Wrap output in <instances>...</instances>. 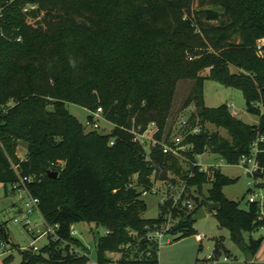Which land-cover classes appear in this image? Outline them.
Instances as JSON below:
<instances>
[{"label":"trees","instance_id":"1","mask_svg":"<svg viewBox=\"0 0 264 264\" xmlns=\"http://www.w3.org/2000/svg\"><path fill=\"white\" fill-rule=\"evenodd\" d=\"M27 4L38 8L25 11ZM37 16L36 24L28 22ZM205 69L209 73L201 75ZM187 78L194 86L185 104L194 103L196 112L184 131L182 144L188 149L182 152L190 162L184 170L181 157L159 145L147 159L149 150L123 126L157 121L162 139L177 86ZM207 79L241 89L259 122L246 123L228 104L208 106ZM69 103L89 111L102 106L113 129H89ZM208 123L230 137L209 131ZM196 126L201 132L191 133ZM262 136L264 0H0V184L8 192L24 179L39 197L44 218L59 224L58 239H49L37 252L22 251L23 264H90L89 248L72 233L80 222L106 228L96 242L100 264L111 263L112 252L123 253L119 264H160L156 256H142L150 241L145 238L135 248L132 234L159 229L167 219V207L160 217L144 216L148 205L142 195L155 184V172L156 180H169L173 173L200 190L211 184L188 218L170 207L182 215L171 230L177 238L194 232L191 221L206 201L218 202L214 213L220 225L231 230L253 261L261 241L243 244V231L264 225L260 203L252 201L245 209L229 199L224 187L237 179L219 167L201 170L198 155L211 150L239 163ZM21 143L27 145L26 158L18 155ZM259 143L264 166V140ZM60 161L63 168L52 167L59 175L50 176L51 164ZM253 175L264 177V172ZM72 247L84 248L85 254L72 253Z\"/></svg>","mask_w":264,"mask_h":264},{"label":"rangeland","instance_id":"2","mask_svg":"<svg viewBox=\"0 0 264 264\" xmlns=\"http://www.w3.org/2000/svg\"><path fill=\"white\" fill-rule=\"evenodd\" d=\"M40 19L41 16L29 17L28 22L36 24ZM232 71L239 72L240 69L232 67ZM208 73L209 69L201 71V75H207ZM193 86L194 80L190 78L179 82L173 100L172 114L168 119L166 131L171 128L173 123H179L182 119H188L196 112L194 103L190 102L189 104H185L192 93ZM204 93L207 105L219 106L221 104L234 103V109L238 112L237 117L252 125L259 122L260 116L248 111L247 101L241 89L226 87L217 80L207 79ZM257 105L259 104L257 103ZM68 109L84 125L87 123L89 115L91 114L87 108L75 103H69ZM103 128L110 131L113 129V125L108 122H103ZM207 128L211 132H219L221 136L230 137L226 129L219 128L212 123H208ZM25 147L27 145L24 143H21L18 147V155L20 158H26L28 155L27 152L25 153ZM185 159L186 157L184 156L181 158V165L184 170H187L190 167V162ZM199 163L203 167L207 165L220 166L221 171L225 175L232 179H237L235 182L224 187V193L229 199L241 202L242 208L247 209L250 205L251 198L255 195L254 198L256 200L264 198V177H255L240 165V163H229L222 156L213 153L211 150L200 153ZM38 177L39 175L37 174L33 175L35 179ZM155 185L160 191H168L170 194L175 195L176 198L180 195L183 196L182 202L188 199L192 201L193 208L183 207L182 203L180 206H175L181 210L182 215L186 218L199 205L204 196L208 194L209 188L211 187V184L208 183L200 190L197 185L187 184L181 175L173 173H170L169 180H157ZM250 188L251 191H249ZM23 196H26V194L22 190L14 189L13 187L10 189L9 194H6L4 185L0 184V264H23L22 251L31 248L33 244L39 248H43L49 242L47 236L36 238L28 227L25 226V217L28 215L32 219V224L30 225L32 228L36 227L37 224H43V217L38 211L28 214ZM162 196L161 192L157 194L149 192L146 195H142L143 200L148 205L144 216L149 218L160 217L165 213L163 209L165 207L168 208V212L165 213L167 219L161 226V230L166 231L164 232V236L157 238V235L153 234L154 239L150 241V250L147 252L142 251V256L148 254L156 256L160 264H206V259L210 255H213L214 258L208 260L207 264H250V256L247 249L234 239L228 227L220 225L213 211H210L203 218L191 221V226L194 228L192 234L177 238L178 233L172 232L171 230L175 227L182 215L180 213L175 215L170 210V207L173 206L172 199L167 200L162 205ZM169 202H172L171 206H167ZM16 218L20 222H16ZM3 228H5L4 232L2 231ZM73 228L78 230L76 236L89 248L91 259H97L96 242L101 236L106 234V228L103 225L98 226L96 223L88 222L76 223ZM155 230L157 229H150L146 234L133 231L132 234L136 239L134 247L140 248L146 236L155 232ZM198 233L206 235L203 241L197 239ZM251 238L257 240L263 238L261 248L254 262L264 264V225L256 227L251 232L243 231V244L249 243ZM78 248L81 250L84 249L82 247ZM108 256L112 259V262L109 264H119L118 261L123 256V253L112 252ZM226 257L228 260H225Z\"/></svg>","mask_w":264,"mask_h":264},{"label":"built area","instance_id":"3","mask_svg":"<svg viewBox=\"0 0 264 264\" xmlns=\"http://www.w3.org/2000/svg\"><path fill=\"white\" fill-rule=\"evenodd\" d=\"M38 8L37 4H27L24 7L25 11H29L32 9H36ZM18 41H22V36H19ZM228 107L230 108V110L232 111V113L235 116H238V112L234 109V103H229ZM91 112V117H89L86 126L89 129H98V130H102L103 128V122H108L109 124L112 125V123L110 121H108V119L106 118L105 114H104V109L102 106L98 107L97 110H93L90 111ZM189 123V118L188 119H182V121H180L179 123H173L171 125V134L170 137H167V134L169 132L165 131L163 138L162 139H158L157 134L160 132V127L158 125V123L156 121L150 122L149 124H147L146 126H144L143 124H139V125H134L132 128H126L123 126L124 129H126L127 131L131 132L134 135V141L140 143L142 146H144L147 149V159H151V154H150V149L153 146H157L159 145L164 153H172L178 157H183V150H186V148H188L187 145H183L182 141L184 139V131H185V127H187ZM202 130L201 126H196L194 128L191 129V133H200ZM264 140V136L260 137L259 141H255L253 143V147H252V152L249 155H243L240 159V165H242L249 173L254 174L257 171H262L264 172V166L261 165L258 156L259 153L262 151V149L260 148V141ZM116 140L112 139L110 144L111 145H115ZM200 154L198 155L199 158ZM185 157V156H184ZM185 160L189 161L188 158H186ZM198 165L200 167L201 170L204 171H209L210 169L213 168H218L219 166H205L203 167L199 162ZM65 166V162L64 161H60L58 163H52L51 164V170L52 167H64ZM156 174V172H155ZM155 174L153 175L152 179L155 181V184L157 182L156 178H155ZM153 185L150 189H145L143 191V195L148 194L149 192L152 194H157L159 192H161V194L163 195L161 198V204L164 205L167 200L172 199L173 201V207L175 206H180L182 203L183 207H187V208H193V203L190 199L185 200L182 202V197L183 196H179L176 198L175 195L170 194L168 191L166 192H162L160 191L156 185ZM14 189H20L22 190L26 196H23L25 202V206L27 207V212L28 214H31L35 211H38L40 213V215L43 217V224H37L36 227H31L30 225L32 224V219L29 217V215L27 217H25V226L28 227V229L35 235L36 238H39L41 236H47L49 239L52 240H56L59 238L58 236V229H59V224H50L42 215L41 210H40V199L37 196H34L32 194V192L30 191L26 181L24 179H21V181L19 183H16L13 185ZM256 196V195H255ZM254 196V197H255ZM254 197L251 198L250 202L252 201H258L261 205V211H260V216L259 218L264 220V198H261V200H256ZM16 222H20V220L18 218L15 219ZM107 232V231H106ZM164 232L166 231H162L161 228L155 230V232L150 233L146 236V239L149 241H152L154 239L153 234L157 235V238H162L164 236ZM72 233L74 235H76L78 233V230L76 228H73ZM205 234H201L198 233L197 234V239L199 241H203L205 238ZM3 245H5L3 243ZM32 248L35 251H39L41 248H39L37 245L33 244ZM72 253H78L81 255H84L85 252H83V250L79 249V248H75L72 247L71 249ZM214 256L210 255L207 259H206V264L208 263V260L213 259ZM225 260H228V258L226 257ZM205 262V261H204ZM90 264H100V262L97 259H91L90 260ZM203 264V263H201Z\"/></svg>","mask_w":264,"mask_h":264},{"label":"water","instance_id":"4","mask_svg":"<svg viewBox=\"0 0 264 264\" xmlns=\"http://www.w3.org/2000/svg\"><path fill=\"white\" fill-rule=\"evenodd\" d=\"M48 173L52 177H57L59 175V172L57 170H49ZM219 208H220V203L208 200L206 201V204L194 214L193 220H198L200 218H203L207 215L208 212L217 211ZM262 240L263 238L260 239V241ZM250 264H257V263L254 261H251Z\"/></svg>","mask_w":264,"mask_h":264},{"label":"crops","instance_id":"5","mask_svg":"<svg viewBox=\"0 0 264 264\" xmlns=\"http://www.w3.org/2000/svg\"><path fill=\"white\" fill-rule=\"evenodd\" d=\"M208 106H209V105H208ZM26 152L28 153V149H27V147H25V153H26ZM219 168H220V166H219ZM5 191H6V190H5ZM9 192H10V190H9L8 192H6V194H9ZM214 212H215V211H214ZM208 213H209V212H208ZM208 213H207V214H208ZM206 216H207V215H206ZM257 254H258V253H257ZM256 256H257V255H256ZM254 259H255V258H254ZM254 259H253V261H254ZM250 262H251V261H250Z\"/></svg>","mask_w":264,"mask_h":264}]
</instances>
